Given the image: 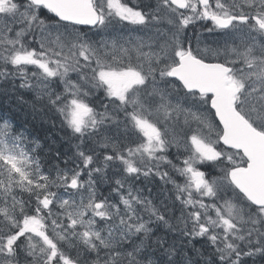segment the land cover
<instances>
[{"label": "snow or ice", "instance_id": "obj_1", "mask_svg": "<svg viewBox=\"0 0 264 264\" xmlns=\"http://www.w3.org/2000/svg\"><path fill=\"white\" fill-rule=\"evenodd\" d=\"M19 89L73 151L0 116V264H264V0H0Z\"/></svg>", "mask_w": 264, "mask_h": 264}, {"label": "trees", "instance_id": "obj_2", "mask_svg": "<svg viewBox=\"0 0 264 264\" xmlns=\"http://www.w3.org/2000/svg\"><path fill=\"white\" fill-rule=\"evenodd\" d=\"M137 1L139 2L142 0ZM10 93L12 94V97L8 99L7 97ZM21 96L23 97V99L20 98ZM32 100V96L21 95L18 94V92L14 93L12 91H9L7 94L0 92V112L3 113L2 110H4L5 115L11 116L10 119L18 130H23L25 132L30 131L34 133L35 137H37L40 141L44 142L43 150L38 151L37 155L41 160L42 168H45L49 171L57 163H59L60 166H63V157H61L59 160L55 159V153L50 149H59L62 153H66L69 158L72 155L73 149L70 143H68L67 137L64 136L63 133L59 130L60 126L58 121L56 123V128L52 129L49 123L41 119L40 115H35L33 113L31 107ZM5 102L7 103V106L2 105V103ZM215 169L219 171L218 168ZM210 170L213 173L216 172L214 170V167H210ZM153 189L154 191L156 190L155 187ZM164 234V229L161 228L157 230V235ZM171 242V237H169V243Z\"/></svg>", "mask_w": 264, "mask_h": 264}, {"label": "bare ground", "instance_id": "obj_3", "mask_svg": "<svg viewBox=\"0 0 264 264\" xmlns=\"http://www.w3.org/2000/svg\"><path fill=\"white\" fill-rule=\"evenodd\" d=\"M144 2H145V3H148L147 1H144ZM11 97H12V94H11V93L8 94V97H7V98L9 99V98H11ZM6 104H7L6 102H5V103H2V105H4V106H7ZM8 107H10V106H8ZM2 112H3V113L0 114V116H3V117H5V118H7V119L9 120V122H10L11 124H13L12 120L10 119L11 116H9V115H5V114H4V113H5L4 110H2ZM13 125H14V124H13ZM14 127H15V125H14ZM142 185L144 186V182L142 183ZM150 187L154 188V186H150ZM155 188H156V190H158L156 186H155ZM154 192H155V191H154ZM178 214H179V213L177 212V215H178Z\"/></svg>", "mask_w": 264, "mask_h": 264}, {"label": "rangeland", "instance_id": "obj_4", "mask_svg": "<svg viewBox=\"0 0 264 264\" xmlns=\"http://www.w3.org/2000/svg\"><path fill=\"white\" fill-rule=\"evenodd\" d=\"M124 37H126V36L124 35ZM157 185H159V183L157 181H155V184H148L147 187H150V186H154L155 187Z\"/></svg>", "mask_w": 264, "mask_h": 264}]
</instances>
